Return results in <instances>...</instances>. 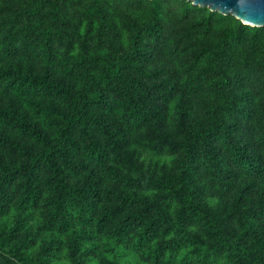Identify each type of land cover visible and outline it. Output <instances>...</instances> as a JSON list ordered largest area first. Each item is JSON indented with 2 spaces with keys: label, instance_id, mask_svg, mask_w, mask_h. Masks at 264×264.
I'll return each mask as SVG.
<instances>
[{
  "label": "trees",
  "instance_id": "trees-1",
  "mask_svg": "<svg viewBox=\"0 0 264 264\" xmlns=\"http://www.w3.org/2000/svg\"><path fill=\"white\" fill-rule=\"evenodd\" d=\"M0 264H264V26L0 0Z\"/></svg>",
  "mask_w": 264,
  "mask_h": 264
},
{
  "label": "water",
  "instance_id": "water-1",
  "mask_svg": "<svg viewBox=\"0 0 264 264\" xmlns=\"http://www.w3.org/2000/svg\"><path fill=\"white\" fill-rule=\"evenodd\" d=\"M211 11L231 14L249 26H264V0H188Z\"/></svg>",
  "mask_w": 264,
  "mask_h": 264
}]
</instances>
